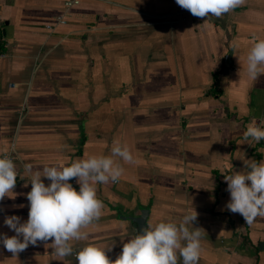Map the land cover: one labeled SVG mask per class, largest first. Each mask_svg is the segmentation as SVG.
I'll return each mask as SVG.
<instances>
[{
	"label": "crops",
	"instance_id": "0c3cea01",
	"mask_svg": "<svg viewBox=\"0 0 264 264\" xmlns=\"http://www.w3.org/2000/svg\"><path fill=\"white\" fill-rule=\"evenodd\" d=\"M65 1L0 0V155L11 153L18 170L0 233L15 235L5 216L28 219L25 164L68 166L111 155L118 142L136 162L120 161L118 182L95 185L105 207L76 248L111 247L114 261L137 234L132 217L148 210L150 225L178 224L194 208L193 226L206 232L199 264H264V218L247 225L228 211L224 178L244 157L264 160V140L243 138L250 123L264 127V75L247 73L264 39V0L220 18L195 17L176 0H80L67 10ZM61 14L67 23L48 30ZM0 264L76 260L38 242L16 257L1 244Z\"/></svg>",
	"mask_w": 264,
	"mask_h": 264
},
{
	"label": "clouds",
	"instance_id": "9594fccd",
	"mask_svg": "<svg viewBox=\"0 0 264 264\" xmlns=\"http://www.w3.org/2000/svg\"><path fill=\"white\" fill-rule=\"evenodd\" d=\"M245 2L176 0L177 5L198 18H220ZM247 73L253 81L264 75V39H257L250 48ZM243 138L259 143L264 140V127L250 123ZM241 160L244 164L242 171L224 175L226 190L230 194L225 207L231 213L240 214L247 225H252L258 217L264 218V160L257 162L245 157ZM120 161L126 164L136 162L129 147L116 142L111 147V155H90L68 166L44 165L42 170H34L32 164H25L22 172L31 184V190L26 194L28 219L21 222L19 216H5L4 224L15 235L9 237L0 233V244L16 257L29 245L44 242L61 259L75 255L76 264H199L201 240L206 232L193 226L198 218L194 208L178 224L170 221L148 224L141 230L143 234L129 236L114 261L106 255V249L111 251V247L101 248L92 244L75 247L73 242L89 239L85 229L100 219L105 207L97 196L95 185L118 182L124 173ZM17 176V166L11 155H0V201L5 197L15 198L13 189ZM42 177L50 181L47 186ZM72 179L76 180L78 191L69 182ZM48 241L51 243L48 244Z\"/></svg>",
	"mask_w": 264,
	"mask_h": 264
},
{
	"label": "built area",
	"instance_id": "2783aa9c",
	"mask_svg": "<svg viewBox=\"0 0 264 264\" xmlns=\"http://www.w3.org/2000/svg\"><path fill=\"white\" fill-rule=\"evenodd\" d=\"M80 2V0H66L65 1V7H66V10L69 9L70 7L78 4ZM67 23V18H66V15L65 14H61L59 15L58 17H56L55 21L53 23H50L48 25H46V28L50 31H53L58 25H64ZM4 55V52H1L0 53V56H3ZM13 159V156L11 153H9ZM76 180L73 179V182H75ZM1 201H0V211H1ZM1 245V244H0Z\"/></svg>",
	"mask_w": 264,
	"mask_h": 264
},
{
	"label": "water",
	"instance_id": "95a60500",
	"mask_svg": "<svg viewBox=\"0 0 264 264\" xmlns=\"http://www.w3.org/2000/svg\"><path fill=\"white\" fill-rule=\"evenodd\" d=\"M149 217V211L143 210L139 216L132 217V221L134 222V226L136 228L137 234H143L142 229L148 226L147 219Z\"/></svg>",
	"mask_w": 264,
	"mask_h": 264
},
{
	"label": "trees",
	"instance_id": "16d2710c",
	"mask_svg": "<svg viewBox=\"0 0 264 264\" xmlns=\"http://www.w3.org/2000/svg\"><path fill=\"white\" fill-rule=\"evenodd\" d=\"M0 53L5 51V43L2 40V37L0 35Z\"/></svg>",
	"mask_w": 264,
	"mask_h": 264
}]
</instances>
